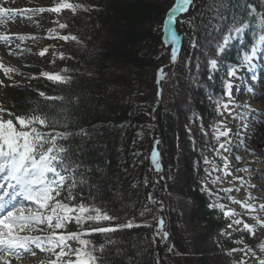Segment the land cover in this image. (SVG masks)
I'll return each instance as SVG.
<instances>
[{
  "label": "trees",
  "instance_id": "trees-1",
  "mask_svg": "<svg viewBox=\"0 0 264 264\" xmlns=\"http://www.w3.org/2000/svg\"><path fill=\"white\" fill-rule=\"evenodd\" d=\"M32 1L42 8H49L45 5L53 2ZM71 2L89 9H78L67 32L62 31L77 36L80 41L69 40L72 43L67 45L68 57L62 63L67 71L60 74L71 80L66 84H55L33 74L31 76L35 78L31 77L27 84L6 88L0 99L5 104L3 107L16 114L28 113L33 108L50 114L55 110L61 123L69 124L68 131L80 133L83 129L88 133L87 136L69 137L67 141L75 158L83 164L77 179L87 181L78 185L74 194L77 200L100 205L110 215L118 217L111 222L113 225L128 221L134 225L131 229L88 237L96 247L104 246V264H160L158 221L161 216L153 198L154 166L151 160L156 143L155 129L163 167L159 204L164 211L168 235L162 250L164 264H236L241 253L238 241L244 238L243 233L223 234L230 221L212 209V203L203 191L205 177L201 168L205 153L211 147L218 148L213 135L217 117L214 101L224 97L227 71L231 66L241 64L244 52H249L256 39L264 34L261 22L264 0H194L190 9L175 23L181 40L175 74L176 80L179 78L182 83L178 82L174 100L161 101L156 111L158 74L171 59L172 42L167 35L166 20L175 0ZM42 17L45 19L41 24L45 25L48 15ZM237 27L243 30L242 37L220 52L225 37L235 36ZM211 33L216 37L203 51L205 48L200 42ZM95 46L98 52H93ZM193 53L207 57L198 68V72H203L201 77L205 78L200 77L197 81L189 78L195 70L193 61L189 65L186 62ZM211 59H218L216 70L210 68ZM111 61L116 63L113 70L109 68ZM88 66L104 77L112 78L113 82L87 74ZM183 86L188 89L185 97L180 93ZM41 91L47 96L65 99L46 100L38 95ZM208 97L211 106L206 105ZM193 100L194 107L191 106ZM182 102L190 106L185 108ZM193 108L200 110L204 122L197 124L207 134L201 132L191 136L186 130ZM57 130L65 129L58 127ZM178 141L182 143L189 170L193 173L191 187L187 190L195 202L192 214L198 226L206 230L193 240L180 225L173 184L168 179V168L174 162ZM196 163L199 169L195 168ZM118 194H121L120 200H112ZM68 230L76 231L75 223L70 224ZM112 241L117 245L109 244Z\"/></svg>",
  "mask_w": 264,
  "mask_h": 264
},
{
  "label": "snow or ice",
  "instance_id": "snow-or-ice-1",
  "mask_svg": "<svg viewBox=\"0 0 264 264\" xmlns=\"http://www.w3.org/2000/svg\"><path fill=\"white\" fill-rule=\"evenodd\" d=\"M8 2L9 0H0V25L7 24L17 15L31 19L28 13L47 11L59 14L63 10H70L75 15L78 9L89 10L84 5L73 3L71 0H59L52 7L37 9L3 7V4ZM193 4L194 0H175L174 6L167 13L166 24L170 26L168 35L172 42L171 61L173 64L177 62L178 58L176 45L179 43V37L174 27L171 26L178 22L176 14L187 12ZM56 22L61 29L67 27L65 23ZM261 22L264 24V17L261 18ZM234 31L239 33L241 28L237 27ZM9 38L7 35H0V39L5 42ZM17 38L21 41L28 38L36 39V37L23 35H18ZM229 38L225 37L224 45H227ZM59 39L65 42L72 40L80 43L75 35H62L59 36ZM261 45H264V34H261L258 41L252 46L250 54L246 53L243 56L240 68L252 69L255 67L253 60ZM47 51V49H42L39 55L44 56ZM219 51H223V45L219 47ZM60 57L64 58L63 53L60 54ZM209 64L211 70L218 68L217 59H211ZM0 71L7 79H11V74L17 70L6 67L0 62ZM238 71L239 68L235 67L228 71V80L225 82L227 99L226 101H216V107L221 115L226 112L233 120L241 121L243 129L255 132L252 127L253 123L264 127V119H261L264 113L257 114L254 120L249 119L253 115V110L249 109L247 104L237 105L233 99L234 81L237 79ZM160 74L163 75V69L160 70ZM41 75L55 84H66L71 80V77L60 73H41ZM209 78L211 79V77ZM0 86H6L3 80H0ZM248 91L252 92L253 89L249 88ZM38 95L46 100L63 101L65 99L64 97L47 96L43 91ZM237 107H242L245 111L237 112ZM58 127L65 130L58 131ZM68 127V123H61L55 110L50 114L33 108L28 113L16 114L0 106V264H11L9 257L20 259L25 254L35 256L34 249H39L40 252H46L50 257H54L50 258L47 264H104L102 256L104 246L96 247L88 237L96 233L107 234L124 228L131 229L134 226L131 221L113 225L111 222L117 220L118 217L110 215L100 205L77 200L74 189L87 181L77 179V176L81 174L79 170L83 164L75 158V152L67 141L69 137L87 136L88 133L83 129L80 133H73L67 130ZM230 134L231 129L226 127L224 121H220L215 126V138L218 141L222 137L225 138L224 142L219 145L220 149L225 152L230 151L228 147L231 144V140L228 139ZM236 135L239 136V132ZM156 143L158 144L159 141ZM224 159L226 161L227 158ZM151 160L156 170L160 171L161 165L158 161V152L155 149L152 152ZM205 163L211 162L205 159ZM225 168H227V163H225ZM217 170L219 169L216 167L212 168L208 173L206 183L210 182L214 185L220 180V177H212V172ZM225 175H231V173L225 172ZM235 179L239 180L241 184L244 183L243 178L236 177ZM145 183L147 182L145 181ZM233 190L232 188L221 189L225 192ZM235 191H239V189L237 188ZM228 199L239 204L248 213L257 212V208L247 200H236L231 196ZM21 201H27L31 206H26ZM149 201H152L151 196H149ZM213 207H218L221 211H224L225 208L223 204H214ZM259 210L264 212V203L259 205ZM224 214L234 216L235 212L227 211ZM252 219L264 227V217L252 216ZM103 222L110 223L105 225ZM72 223L77 226L76 231L68 230V226ZM158 224L162 226L163 220H159ZM233 225L238 226L236 230L242 226L250 235H256L255 229L243 219H234L228 227L232 228ZM32 233L38 234L33 235ZM163 238L167 239L166 232ZM260 247L264 249V244H261ZM232 251L235 252L237 249H232ZM239 251L256 259L255 250L251 247L239 249ZM236 264H247V261L241 258ZM257 264H264V258H259Z\"/></svg>",
  "mask_w": 264,
  "mask_h": 264
},
{
  "label": "rangeland",
  "instance_id": "rangeland-1",
  "mask_svg": "<svg viewBox=\"0 0 264 264\" xmlns=\"http://www.w3.org/2000/svg\"><path fill=\"white\" fill-rule=\"evenodd\" d=\"M52 1L51 5L45 6L52 7L59 2V0ZM3 7L13 9L36 8L32 0H14V2L9 0L8 3L3 4ZM28 15L31 16V19H28L26 16L22 17L17 15L15 19L9 20L7 24L0 25V35H7L10 37L7 42L0 39V62H2L6 67H11L17 70L15 73L11 74V79H7L4 76V73L0 71V80H3L4 85H6L0 86V99H3L6 88L10 87L7 85H25L30 78L33 77L31 76L33 74L42 76L41 73H60L65 71V67L62 63L68 57L66 50L68 49L67 45L72 42H65L59 39V36L67 35L63 34L62 31L67 32L68 24L72 19L73 13L70 10H63L59 14L45 11L43 13H28ZM43 15H48V20L45 25L41 24V21H44L45 19L42 17ZM56 21L67 24V27L64 29L59 28V24ZM216 27L217 24L215 25V28ZM18 35L36 37V39L28 38L21 41L17 38ZM214 37H216V34L211 33L200 42L202 47L205 48L203 51L208 48ZM229 37L227 45L235 41V38H233L234 36ZM227 45L223 44V49L227 48ZM42 49L48 50L44 56L39 55ZM95 51L98 52L97 46L93 47V52ZM61 53H63V59L60 57ZM206 59V56H202L197 53H193L192 56H188L186 58L187 65L193 61L192 66L194 65L195 68V70L190 74V79L192 78L194 81H197V79L203 75V72H198V68ZM170 62L171 59L165 68L170 65ZM177 62L162 81V102L164 103L172 102L174 100L175 90L179 86L178 82L182 83L178 80L179 78L176 80L175 69ZM115 64V61L110 62V70H113V65ZM253 64L255 67L252 69L239 68L237 79L234 81L233 88V99L236 101L237 105L247 104L249 109L253 110V115L249 117V119L252 120H254L257 114L264 113V45H261L258 50V53L253 60ZM259 64L261 67L254 71L257 69ZM89 66L86 67L85 70L87 74H91L100 80L105 79L108 83L113 82L112 78L108 76L107 78L104 77L103 74L97 73ZM252 73H254V77H251ZM42 78L45 77L42 76ZM201 78L204 79L205 76ZM114 88L116 89L117 86L114 85ZM249 88H252L253 91L249 92ZM180 93L183 97L186 96V93H188L186 86H183V90H181ZM226 99L227 97L223 101H226ZM194 100L191 102V106L193 107L195 106ZM210 101L211 98L208 97L206 105L211 106ZM3 105L5 104L0 101V106ZM182 105H184L185 108L186 106H190L189 103L185 104L184 102H182ZM179 110L182 111V109ZM236 111L244 112L245 109L237 107ZM261 119H264V116H262ZM189 121L190 123L187 125L186 130L189 131L191 136H194L195 133L201 132L205 134L201 125L197 124V122H204L203 116L200 114V110L198 108L192 109ZM220 121H224L226 127L231 129V134L228 138L231 140V144L228 145L230 151L225 152L222 149L221 153L217 154L218 152H216L217 157L211 158V163H209V165L204 167L205 162L202 164L201 171L204 172L203 175L205 177L202 184L204 187L203 191L207 196L209 195L214 204H223L225 206L224 211H222L223 213L227 211L235 212L234 216H228L231 222L234 219H243L244 222L248 223L255 229L256 235L253 236L244 230L242 226H239L238 231H243V233L248 235L249 239L246 240L249 241L239 242L238 245L239 249H248L249 247L253 248L256 253V259L246 256L243 251H240V259H245L247 264H257L259 258H264V249H261L260 247L261 244H264V227L257 224L252 219V216L264 217V212L259 210V205L264 203V127H261L260 124L253 123L252 127L255 129V132L248 131L241 127V121L233 120L226 112L221 115L219 111V116L216 119L217 125ZM238 132L239 136L236 135ZM245 133H247V135H245ZM224 139L225 138L222 137L219 140L220 143H223ZM214 151L215 147H211L209 150V152ZM205 154L206 159L209 153L206 152ZM175 155L173 164L169 165L168 168V179L173 184V199L175 209L179 213L180 225L188 238L193 240L197 235L199 236L206 233V230L198 226L194 219V214H192L195 209V202L191 199L187 190L191 187L193 173L189 170L186 155L183 152L182 143L180 141H178V149ZM225 157L227 158L226 161L224 159ZM238 157L239 159H237ZM225 163H227V168H225ZM213 167H216L219 170L212 172V177H220V180L214 185L210 182L206 183L208 173ZM195 168L199 169L200 166L196 163ZM245 169H247V171H245ZM225 172H230L231 175H225ZM195 173L196 172L194 171V174ZM162 176L163 172L160 174L159 181ZM236 177L243 178L244 183L241 184L239 180L235 179ZM159 181L158 186H155L154 183L153 198L155 201L156 192L159 195L161 190ZM253 185H256V187H253ZM228 188H232L234 190L232 192L221 191V189ZM237 188L239 191H235ZM120 196L121 194H118L116 197H112V200H115V198L120 200ZM229 196L234 197L236 200H247L248 203L253 204L257 208V212L248 213L247 210L242 208L239 204L233 203L230 199H228ZM249 197H251V199H249ZM159 206L162 208L161 205ZM237 227L238 226L233 225L231 230H236ZM231 230H226L223 234L228 236L232 233ZM32 234L36 235L38 233ZM109 244H113L115 246L117 245V242L115 243L112 241ZM34 250L36 252L35 256H31L30 254L23 256L20 259L11 257L8 259H10L11 264H47V261L50 258H54L50 257V255L46 252H40L39 249Z\"/></svg>",
  "mask_w": 264,
  "mask_h": 264
},
{
  "label": "water",
  "instance_id": "water-1",
  "mask_svg": "<svg viewBox=\"0 0 264 264\" xmlns=\"http://www.w3.org/2000/svg\"><path fill=\"white\" fill-rule=\"evenodd\" d=\"M181 14V12H178L176 14V16L178 17L179 15ZM169 27L168 26V30H169ZM171 27H174L175 29V26H171ZM177 49H178V53H179V49H180V39H179V43L176 45ZM175 64L172 63V61L170 62V65L163 69V75L161 76V74L159 75L158 77V81H159V84H158V95H157V100H156V105L154 107V111H156V109L158 108L159 104L161 103V99H162V81L164 80L165 76L167 75V73L169 71H171L173 69ZM155 136H156V141H158V132L157 130L155 129ZM154 149L158 152V161L161 165V162H160V154H159V144H155V147ZM154 169H155V186H158V181H159V178H160V174L162 173V165H161V170L160 171H157L155 166H154ZM156 199L159 200V195L158 193L156 192ZM157 206H158V209L160 210V213H161V216H162V220H163V225L161 226L160 225V229H161V234H162V239H161V245H160V248H159V260H160V264H164V260H163V253H162V249H163V245H164V242L166 239L163 238L164 236V233L166 232L165 230V219H164V214L162 212V208L159 206L158 202H157Z\"/></svg>",
  "mask_w": 264,
  "mask_h": 264
},
{
  "label": "bare ground",
  "instance_id": "bare-ground-1",
  "mask_svg": "<svg viewBox=\"0 0 264 264\" xmlns=\"http://www.w3.org/2000/svg\"><path fill=\"white\" fill-rule=\"evenodd\" d=\"M163 250V249H162ZM163 253V252H162ZM158 255H159V252H158Z\"/></svg>",
  "mask_w": 264,
  "mask_h": 264
}]
</instances>
